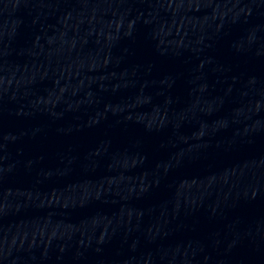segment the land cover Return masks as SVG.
<instances>
[{"label":"water","instance_id":"1","mask_svg":"<svg viewBox=\"0 0 264 264\" xmlns=\"http://www.w3.org/2000/svg\"><path fill=\"white\" fill-rule=\"evenodd\" d=\"M0 264H264V0H0Z\"/></svg>","mask_w":264,"mask_h":264}]
</instances>
